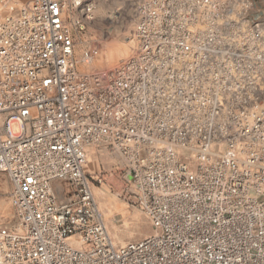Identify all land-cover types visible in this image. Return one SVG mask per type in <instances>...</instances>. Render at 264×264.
I'll use <instances>...</instances> for the list:
<instances>
[{
	"label": "built area",
	"instance_id": "obj_1",
	"mask_svg": "<svg viewBox=\"0 0 264 264\" xmlns=\"http://www.w3.org/2000/svg\"><path fill=\"white\" fill-rule=\"evenodd\" d=\"M256 1L136 0L133 54L88 71L79 65L93 52L75 59L65 16L77 12L82 32L92 3L29 0L0 19V172L14 211L0 264H264ZM90 148L118 159L109 175L149 221L145 238L117 246L108 235Z\"/></svg>",
	"mask_w": 264,
	"mask_h": 264
},
{
	"label": "rangeland",
	"instance_id": "obj_2",
	"mask_svg": "<svg viewBox=\"0 0 264 264\" xmlns=\"http://www.w3.org/2000/svg\"><path fill=\"white\" fill-rule=\"evenodd\" d=\"M29 0H10L0 4V19L15 13ZM93 4V19L82 32L74 31L71 18L77 12L67 14L66 25L71 28L74 38V57L80 61L83 54L93 52L94 60L88 65H79L80 70L111 69L129 58L135 49L132 20L136 0H82ZM69 17V18H68ZM96 51V54H94ZM15 131L16 128L13 127ZM93 149L87 158L85 171L94 177L103 174L101 183L91 181L93 195L103 217L107 232L115 245L141 240L152 229L147 218L137 210L122 193L123 183L117 175H109L118 168V159L104 148ZM65 191L70 189L65 184ZM66 193V192H65ZM60 193L65 199L67 194ZM14 225V211L11 201V184L0 172V226Z\"/></svg>",
	"mask_w": 264,
	"mask_h": 264
},
{
	"label": "crops",
	"instance_id": "obj_3",
	"mask_svg": "<svg viewBox=\"0 0 264 264\" xmlns=\"http://www.w3.org/2000/svg\"><path fill=\"white\" fill-rule=\"evenodd\" d=\"M264 4V0H257L256 1V5H260V6H262ZM18 10V9H17ZM16 10V11H17ZM15 11V12H16ZM259 18H263L264 19V13H262V14H260L259 15ZM93 149H89L88 151H87V153H88V156H89V154L91 153V151H92ZM53 187H54V190L56 191V193H57V195H58V197H59V195H60V193H65V194H67L68 193V191H65V184L64 183H61V182H56V183H54V185H53ZM59 199H61L60 197H59ZM109 235V234H108Z\"/></svg>",
	"mask_w": 264,
	"mask_h": 264
}]
</instances>
